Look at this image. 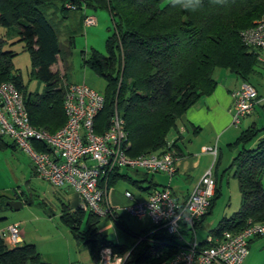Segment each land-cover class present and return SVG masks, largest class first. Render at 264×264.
<instances>
[{"label":"trees","instance_id":"trees-1","mask_svg":"<svg viewBox=\"0 0 264 264\" xmlns=\"http://www.w3.org/2000/svg\"><path fill=\"white\" fill-rule=\"evenodd\" d=\"M56 2L67 17L70 12L84 13L65 6L78 0H0V29L16 28L23 52L30 53L32 58L31 76L45 84V89L27 90L22 77L14 72L13 59L18 53L5 51L8 41L2 35L0 84H14L24 96L32 125L51 133L60 130L67 120L65 91L58 87V74L51 69L61 53L58 34L42 10ZM87 7L107 10L113 23L106 41L108 55L94 51L86 60L109 83L96 130L103 133L108 129L118 111L125 121L124 129L131 143L128 153L132 157L166 152L169 137L177 131L179 121L202 97L215 90L216 70L230 71L250 83L257 69L264 66L240 37L242 30L264 18V0H229L223 7L202 0L196 12L173 7L170 2L163 6V0H89ZM84 19L85 15L83 22ZM237 145L241 150L230 170L239 182L241 206L211 232L215 236L226 231L240 232L250 222L264 223V127L254 125L242 134ZM35 146L49 151L45 145ZM174 146L178 150L176 143ZM218 194L217 188L211 209ZM7 202L0 195V211L8 209ZM85 215L84 210L71 211L64 204L61 218L77 244L89 249L94 260H99L105 247L120 254L127 252L99 234L97 224L101 218L91 212L83 231ZM162 247L168 250L155 258ZM178 249L174 235L154 227L133 250L128 264H163ZM0 264L49 263L35 245L23 243L10 249L0 237Z\"/></svg>","mask_w":264,"mask_h":264},{"label":"built area","instance_id":"built-area-1","mask_svg":"<svg viewBox=\"0 0 264 264\" xmlns=\"http://www.w3.org/2000/svg\"><path fill=\"white\" fill-rule=\"evenodd\" d=\"M89 0L68 2L66 8L87 12ZM97 18L86 15L84 25L95 26ZM243 44L258 54L264 64V18L240 33ZM65 125L56 133L34 127L30 121L23 94L12 83L0 84V137L13 139L33 164L35 175L56 189L70 188L81 198V209L99 218H117L109 205L108 179L121 169L162 173L173 177L177 173V150L168 142L163 154H143L132 157L131 143L125 131V121L118 111L110 127L97 133L96 119L104 110V94L86 84H67L64 87ZM233 125L239 127L243 119L255 114L258 104H264L255 86L244 82L232 94ZM45 145L48 152L35 145ZM218 158V147L207 149ZM217 184L212 169L195 187L189 197L180 201L171 188L157 189L144 201H131L127 208L135 218H150L154 227L165 229L176 237L179 250L163 264H244L250 254L251 241L264 236V223H253L240 232L226 231L220 236L210 234L204 242L198 239V228L210 212ZM0 237L11 247L23 244V236L16 224L0 230ZM142 239H139L141 242ZM133 251V250H132ZM132 253V252H131ZM124 256L111 247L100 253L99 264H127Z\"/></svg>","mask_w":264,"mask_h":264},{"label":"crops","instance_id":"crops-1","mask_svg":"<svg viewBox=\"0 0 264 264\" xmlns=\"http://www.w3.org/2000/svg\"><path fill=\"white\" fill-rule=\"evenodd\" d=\"M84 15L86 16L87 12H84L83 16ZM58 63L59 57L57 63L51 68L53 72H55V66ZM253 76L259 77V81H264V66L258 68ZM214 78L217 81L215 90L210 95L202 97L184 115L178 123L177 131L173 132L169 138V140L176 143L178 147L177 173L173 177L162 173H147L142 170H138L139 174L136 175L133 172H129L128 169H121L116 172L113 179H108L107 199L109 205L117 213V218H101L97 224V230L99 234L110 243L127 251L125 254L119 253L120 255L124 256L133 252L132 250L140 243L139 239L144 238L146 234L151 232L154 228L150 218L139 219L128 214L127 208L131 204V201L126 197V193L128 192L132 193L135 200L144 201L148 199L153 191L169 187L175 197L180 201H184L194 191L205 174L212 169L219 194L214 202L213 208L198 228L197 235L201 243L204 242L211 232L217 229L223 219L231 218L239 211L241 203L240 206H238V210H236L237 207L234 208L233 214H230L232 209L229 210V208H226L223 214H221V212L215 216L217 201L223 195L222 185L219 183V171L224 165L230 164L231 167L235 157L241 150V146H238L237 142L242 134L254 125H256L257 128H262L264 126L260 127V114H254L243 119L239 127H235L233 125L234 101L232 94L244 83V81L230 71L221 69L215 71ZM251 81L250 79V83L255 86ZM73 84L85 83L75 82ZM256 89L260 98L264 99V92L257 87ZM259 105L262 106L264 104ZM221 129H226L222 136L218 135ZM211 147H218L219 153L216 161L213 155L207 153V149ZM35 178L40 179L35 175L30 157L17 147L12 138L8 136H4L3 138L0 137V195L5 196L8 202H21L22 207L20 210L24 209L27 205L32 206L34 201L32 198L25 197L23 185L25 183L27 185L31 184ZM54 189L57 190L55 194L56 199L61 203L58 211L60 216L62 215L64 204L67 205L71 211L81 209V198L72 189ZM9 209L13 210L8 207V210ZM4 210L0 211V213ZM85 212V219L81 224L83 231L87 229L86 220L90 214L89 211ZM8 219V216L0 215V230L12 224L18 225L23 236V243L27 244H31L28 243L27 240L30 241L34 235H38L44 228L46 233L59 231V227L56 225L55 221H49L44 217L37 218L34 223L31 224L26 223V227H24L25 223L21 220L14 219L16 221L9 222ZM200 233H205L206 236L200 239ZM5 244L10 249L14 248L7 242H5ZM76 245L78 249L80 248L79 250L87 249L86 247H80L77 242ZM167 250V248L162 247L155 258L161 257ZM38 252L43 257V253H41L40 250H38ZM50 253H52V251ZM60 255L65 259L62 253H56L55 256H50L52 258L47 256V260L43 259L49 264H58L56 259ZM69 257L71 259L72 254H70ZM69 262L72 264H99V260H94L92 255L89 257L84 256L79 262L78 260L75 263ZM244 264H264V236L256 237L251 241L250 254Z\"/></svg>","mask_w":264,"mask_h":264},{"label":"rangeland","instance_id":"rangeland-1","mask_svg":"<svg viewBox=\"0 0 264 264\" xmlns=\"http://www.w3.org/2000/svg\"><path fill=\"white\" fill-rule=\"evenodd\" d=\"M168 3L169 0H163V6ZM42 10L58 34L61 53L59 55V63L55 66L54 70L58 74V87L64 89L67 84L72 82L85 83L100 93L107 94L109 89L107 79L99 76L92 70L86 64V60L90 58L94 51L105 56L108 55L106 41L111 34L110 29L113 27L109 12L101 9L97 11L88 9L87 15L96 17L97 24L87 27L83 24V14L81 12H70L68 14L69 17H67L62 13L61 4L58 2L43 6ZM0 35L4 36L8 41L5 51L18 53L13 59L14 72L22 77L27 90L29 92H42L45 89V84L33 79L31 76L32 58L30 53L23 52L22 44L18 42L20 37L16 28H1ZM251 80L257 88L264 92V81H259V77L256 76H252ZM255 114H260V127L264 126V105L258 104ZM252 147H254V143ZM128 171L136 175L139 174L138 170L128 169ZM219 177L223 195L217 201L215 216L221 212L223 214L226 208L232 209L230 214H233L234 208L237 207L236 210H238V206H240L241 194L239 182L234 178V171L230 170V164L224 165L220 169ZM23 192H25V197L32 198L34 201L33 205H27L20 211L7 209L1 212L0 215L8 216L9 222L21 220L25 223L24 227L27 224L34 223L39 217L55 221L59 227V231L46 233L44 228L38 235H34L30 241L27 240L28 243L37 246L36 248L43 253L45 260H47V256L50 257L52 255L55 256L56 253H62L65 259L61 255L58 256L56 259L58 264H72L69 261L75 263L78 260L79 262L84 256L89 257L91 255L89 249H78L69 228L61 220V216L58 214L61 203L55 196L57 190L48 182L35 178L31 184L27 185L25 183L23 185ZM199 236L202 239L206 234L200 233ZM51 251L52 253H50ZM70 254H72L71 259L69 257Z\"/></svg>","mask_w":264,"mask_h":264},{"label":"clouds","instance_id":"clouds-1","mask_svg":"<svg viewBox=\"0 0 264 264\" xmlns=\"http://www.w3.org/2000/svg\"><path fill=\"white\" fill-rule=\"evenodd\" d=\"M170 4L173 7H179L185 11L196 12L202 6V0H169ZM210 2L215 6H226L229 3V0H210ZM226 129H221L218 132V135L222 136Z\"/></svg>","mask_w":264,"mask_h":264},{"label":"water","instance_id":"water-1","mask_svg":"<svg viewBox=\"0 0 264 264\" xmlns=\"http://www.w3.org/2000/svg\"><path fill=\"white\" fill-rule=\"evenodd\" d=\"M8 207L12 208L13 210H20L22 207V203L18 201H9L7 203Z\"/></svg>","mask_w":264,"mask_h":264}]
</instances>
